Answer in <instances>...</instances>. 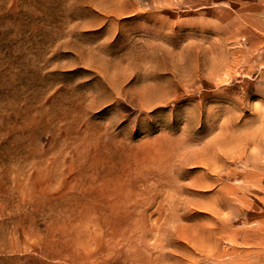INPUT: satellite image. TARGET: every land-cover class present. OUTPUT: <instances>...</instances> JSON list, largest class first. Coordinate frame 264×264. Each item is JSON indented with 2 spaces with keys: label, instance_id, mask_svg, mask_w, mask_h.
Masks as SVG:
<instances>
[{
  "label": "rangeland",
  "instance_id": "rangeland-1",
  "mask_svg": "<svg viewBox=\"0 0 264 264\" xmlns=\"http://www.w3.org/2000/svg\"><path fill=\"white\" fill-rule=\"evenodd\" d=\"M0 264H264V0H0Z\"/></svg>",
  "mask_w": 264,
  "mask_h": 264
},
{
  "label": "bare ground",
  "instance_id": "bare-ground-1",
  "mask_svg": "<svg viewBox=\"0 0 264 264\" xmlns=\"http://www.w3.org/2000/svg\"><path fill=\"white\" fill-rule=\"evenodd\" d=\"M255 177V176H254Z\"/></svg>",
  "mask_w": 264,
  "mask_h": 264
}]
</instances>
